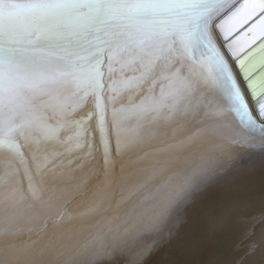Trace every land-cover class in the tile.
I'll list each match as a JSON object with an SVG mask.
<instances>
[{
    "label": "snow or ice",
    "instance_id": "1",
    "mask_svg": "<svg viewBox=\"0 0 264 264\" xmlns=\"http://www.w3.org/2000/svg\"><path fill=\"white\" fill-rule=\"evenodd\" d=\"M230 4L0 0V264H95L118 249L127 264H151L149 241L178 208L241 160L264 158V0H245L229 18L256 45L235 64L214 23ZM205 113L223 134L161 170L168 178L149 210L126 213L131 238L98 243L99 221L71 223L81 161L108 200L109 182L145 143Z\"/></svg>",
    "mask_w": 264,
    "mask_h": 264
},
{
    "label": "bare ground",
    "instance_id": "2",
    "mask_svg": "<svg viewBox=\"0 0 264 264\" xmlns=\"http://www.w3.org/2000/svg\"><path fill=\"white\" fill-rule=\"evenodd\" d=\"M237 1L232 0L216 19ZM233 12L219 25L224 35L234 32V21L229 19ZM216 38L221 44L217 35ZM248 39L242 35L230 45L231 49L237 54L242 52L249 45ZM134 75L139 73H128L130 77ZM196 104L193 101L194 107ZM223 132L221 123L209 113L196 121L175 122L166 134L149 140L117 170L109 182L115 183V189L108 200L101 198V181L90 180L88 162L81 161L86 170L81 176L84 194L74 205L77 214L71 223L99 221L98 243L116 235L131 238L133 228L126 223V213L133 205L149 210L155 186L168 178L161 170L200 152ZM148 176L155 178L147 180ZM84 182H88L86 186ZM94 232L84 233L77 243L92 239ZM149 243L153 247L151 264H264V158L252 154L205 185L178 208L174 223L155 233ZM128 259L127 252L118 249L111 257L98 258L95 264H127Z\"/></svg>",
    "mask_w": 264,
    "mask_h": 264
},
{
    "label": "water",
    "instance_id": "3",
    "mask_svg": "<svg viewBox=\"0 0 264 264\" xmlns=\"http://www.w3.org/2000/svg\"><path fill=\"white\" fill-rule=\"evenodd\" d=\"M245 0H238L234 5H232V7H230L228 10H226L223 14H221L216 21H218V23L216 21H214V23L216 24L215 27V34L219 37V40L221 42V45H223V50L226 53V55L229 57V59L231 60V62H233V64H235V62L237 60H239L241 57H244L252 48L256 47L255 44H249L245 49L242 50V52L238 53L236 56L232 55V51L229 50V46L236 41L239 37H241L244 33V31L247 29L248 25H244L242 28L237 29L236 31L232 32L231 34L227 35V38H225V35L221 32V30L219 29V25L221 24V22L223 20H225L228 15L233 12L242 2H244ZM251 23V21L249 22ZM257 43H259V41H257ZM257 61H258V65H257V74L261 75L264 74V70L261 69L260 66V61H261V57L257 56ZM241 84L244 87V82L243 80H241Z\"/></svg>",
    "mask_w": 264,
    "mask_h": 264
}]
</instances>
